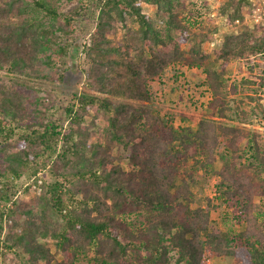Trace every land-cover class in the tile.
Listing matches in <instances>:
<instances>
[{
	"label": "trees",
	"instance_id": "1",
	"mask_svg": "<svg viewBox=\"0 0 264 264\" xmlns=\"http://www.w3.org/2000/svg\"><path fill=\"white\" fill-rule=\"evenodd\" d=\"M62 1L0 0V264H53L58 256L57 264L90 256L101 264H207L211 256L264 264L251 205L264 143L239 128L263 112L264 79L244 81L250 101L237 102L220 72L238 59L262 76L264 28L235 26L249 0L221 6L234 27L220 33L215 57L203 44L218 27L194 22L195 0H65L70 9L60 11ZM148 5L161 28L144 13ZM81 38L87 43L78 45ZM78 49L86 88L66 99L41 89L29 112L22 88L63 83L62 60ZM172 66L202 71L218 121L193 130L154 113L150 84ZM41 169L46 176L38 179ZM200 171L219 178L227 197L243 199L246 226L237 234L212 226L208 208H192L190 181ZM31 188L40 193L20 197Z\"/></svg>",
	"mask_w": 264,
	"mask_h": 264
},
{
	"label": "rangeland",
	"instance_id": "2",
	"mask_svg": "<svg viewBox=\"0 0 264 264\" xmlns=\"http://www.w3.org/2000/svg\"><path fill=\"white\" fill-rule=\"evenodd\" d=\"M72 1L75 2V0ZM201 1L203 2L201 8H197L196 4V24H198V26L202 24L206 27V30L213 29L212 27H214V25L218 27L219 35H217V37L215 36L216 33H213V31H208V33L205 32L207 34V39L203 44L205 53L215 57L216 50L220 47V33H225L220 23V10L221 6H223L227 0ZM77 3L78 1L76 0L75 4ZM57 8L60 11L70 9L65 0L57 5ZM143 11L157 24V27H162L161 20L157 16L156 8L154 6H145ZM119 27L121 35V33H123V29L120 25ZM83 41L84 39L81 38L78 45L82 44ZM84 42L87 43V38ZM189 45V43H184L182 44V48L186 49ZM249 58L252 59L253 57ZM62 61L69 67L68 72L65 74L63 83L52 84L49 82H34V89L28 90L26 88H22V91L28 97L27 107L29 112L34 109V101L37 98L44 96L41 89L43 91V89L50 90L52 88H56L62 92L63 99H66L71 94L80 93L86 88L87 77L85 69L87 65L84 61V55L81 49H78L73 55L70 54L68 58L63 59ZM246 64L247 62H242L236 59L232 60L224 68L223 66H220V72L223 70L226 71L225 78L231 87L229 97L237 102L250 101L247 94L251 93V86H245L244 81L251 79V85L255 86V84H253V80H257V78L259 79L260 77L264 79V61H261L260 68L258 69L262 76H257L254 73L250 74ZM55 72L56 70L52 71L53 74ZM205 79L206 76L198 69H189L183 66L168 67L162 78L156 79L150 84L152 97L149 105L154 113L161 114L164 117H171L175 127H190L193 130H197L199 123L202 120L210 119L212 121H218L217 117H213L212 109L209 107L212 95L205 85ZM260 95L261 96H258L257 100H259V104L261 105L263 112L259 115V117L250 118L248 123L244 124V126L240 125L239 128L245 132H251L252 130L257 131L262 136L260 137V141L264 143V90L260 93ZM92 115L93 113L91 112L90 118ZM90 118H87V121H90ZM31 121H34V119L31 118ZM96 123L97 125L102 126V118H97ZM122 164L125 168H127L126 161ZM214 165L216 169H221L222 162L217 159ZM255 165L257 164H254V166ZM3 166L4 163L2 157L0 156V168H3ZM45 176L46 172L41 169L37 178L42 179V177L44 178ZM190 183L191 190L194 193L192 208H208L211 212L212 226L228 231L232 235L237 234L245 228L246 219L244 218V213H242L243 210L241 209L243 199L239 196H232L229 198L223 194V190L225 189H220L219 178L207 175L200 171L196 178H194L193 181H190ZM253 186L256 189V192L254 191L251 205L254 208V215L257 216L259 222L258 229L264 234V175L261 178H255ZM31 189L27 194H21L20 197L29 201L31 198L40 193V189ZM61 261L62 257L58 256V259L53 264L60 263ZM206 262L207 264L236 263L234 258L225 256L207 257ZM74 264H101V260H97L91 256L88 258L82 257Z\"/></svg>",
	"mask_w": 264,
	"mask_h": 264
},
{
	"label": "built area",
	"instance_id": "3",
	"mask_svg": "<svg viewBox=\"0 0 264 264\" xmlns=\"http://www.w3.org/2000/svg\"><path fill=\"white\" fill-rule=\"evenodd\" d=\"M249 2L250 5L246 8L242 20L237 19L235 26L246 25L251 30H254L256 27L264 28V0H249ZM195 3L197 4V8L202 7L203 2L201 0H195ZM220 20L221 27L225 33L233 29L234 25L227 24L221 17ZM194 22L196 23V18Z\"/></svg>",
	"mask_w": 264,
	"mask_h": 264
}]
</instances>
